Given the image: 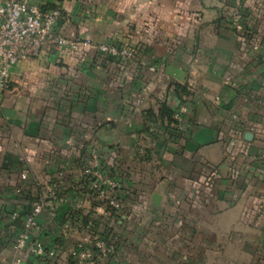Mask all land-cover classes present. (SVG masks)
I'll return each mask as SVG.
<instances>
[{
  "label": "crops",
  "instance_id": "crops-1",
  "mask_svg": "<svg viewBox=\"0 0 264 264\" xmlns=\"http://www.w3.org/2000/svg\"><path fill=\"white\" fill-rule=\"evenodd\" d=\"M30 1L60 8L56 29L79 46L20 60L2 91L0 264L19 232L10 214L40 200L53 208L33 236L56 254L23 264H68L91 215L113 229L114 254L99 264H263L264 49L256 60L236 38L225 1ZM263 4L248 0L245 12L264 45ZM99 43H126L136 55L111 58ZM162 103L184 107L180 131L161 121ZM93 154L118 182L113 225L81 184Z\"/></svg>",
  "mask_w": 264,
  "mask_h": 264
},
{
  "label": "built area",
  "instance_id": "built-area-1",
  "mask_svg": "<svg viewBox=\"0 0 264 264\" xmlns=\"http://www.w3.org/2000/svg\"><path fill=\"white\" fill-rule=\"evenodd\" d=\"M224 1L228 9L227 24L238 40L248 42L257 54L256 60H259L264 45L253 37L248 26L245 12L248 0ZM64 19L65 15L58 7L43 10L30 0H0V107L2 91L9 83L11 68L15 63L22 59L37 57L43 49L48 47L56 48L61 54L64 51L77 50L79 42L56 29L58 22ZM97 50L116 59L129 60L136 55V49L126 43H99ZM150 69L154 70V67ZM146 90L144 89L145 92ZM142 100V96H139L137 102L141 103ZM184 110L181 106L174 114L177 121L176 126L179 129L182 127ZM231 116L232 119L237 118L233 110ZM82 174L90 177L89 188L98 191L97 197L101 201H105L106 205L116 211L120 210L121 204L117 198L118 182L103 171L96 154L90 156ZM22 177L25 178V175ZM49 192L55 195L54 186L49 187ZM51 203L52 200H40L31 205L23 219L22 229L19 230L12 246L13 255L8 264H23L27 256L43 261L55 257V249L46 247L40 239L33 236V232L39 229L40 213L45 208H53ZM18 215V211L15 210L10 214V218L15 219ZM259 215L264 228V197L259 203ZM108 221L113 225L118 220L109 215ZM82 228L86 233V238L69 249L68 264H99L101 259L114 254L112 245L96 231L92 215L82 224Z\"/></svg>",
  "mask_w": 264,
  "mask_h": 264
},
{
  "label": "trees",
  "instance_id": "trees-1",
  "mask_svg": "<svg viewBox=\"0 0 264 264\" xmlns=\"http://www.w3.org/2000/svg\"><path fill=\"white\" fill-rule=\"evenodd\" d=\"M56 6H50V5H44V6H41V8L43 10H48V9H52V8H55ZM119 44V43H118ZM109 57V56H108ZM113 58V57H111ZM116 59V58H115ZM175 90L177 92L179 91H185V89L182 87V85L180 84H176L175 85ZM181 106H178L176 107L175 109L168 106L167 104L165 103H162L160 105V108H159V117L161 119V121L163 122V120L166 118L167 119V122L168 123H173L174 124V127L177 125V121L176 119L174 118V114L177 112V110L180 108ZM177 127V126H176ZM175 131H180L179 128H174ZM86 162L82 165V171L84 170V168L86 167ZM112 177H114L112 175ZM91 182V179L89 176L83 174L82 175V179H81V184L83 185V191L87 192L90 194V196L93 198V202H94V205H102L105 207V210L108 211L110 213L111 216H114L117 218V220H120V217L118 215V212L105 204V201H101L97 196H98V191H95V190H92L89 188V184ZM54 189L55 186L57 187V182L54 181ZM36 185V184H35ZM40 187L41 185H36V189L40 190ZM58 188V187H57ZM56 191V190H55ZM23 192V191H22ZM21 192V193H22ZM56 193V192H55ZM117 198L118 200L120 199V196L119 194H117ZM32 200H34V198H31ZM31 207V204H28V205H23L21 208H19L17 211H18V216L13 219L12 221V224L18 229V230H21L22 229V224H23V219L25 217V214L29 211ZM121 209V208H120ZM87 218V217H86ZM85 222L87 221V219L84 220ZM83 221V222H84ZM95 224H96V231L98 232V234L100 236H102L103 238L106 239V241H108L110 243V240L108 238L109 234H108V231L110 232L111 230H113L112 228H110L109 226H107L106 228H104L105 230H100L99 227H98V224L97 222L95 221ZM111 244V243H110Z\"/></svg>",
  "mask_w": 264,
  "mask_h": 264
},
{
  "label": "water",
  "instance_id": "water-1",
  "mask_svg": "<svg viewBox=\"0 0 264 264\" xmlns=\"http://www.w3.org/2000/svg\"><path fill=\"white\" fill-rule=\"evenodd\" d=\"M244 138L246 140H251L252 139V133L251 132H245L244 133ZM160 199H161V195L158 192H154L152 194V203H153L154 206H158L159 205Z\"/></svg>",
  "mask_w": 264,
  "mask_h": 264
}]
</instances>
